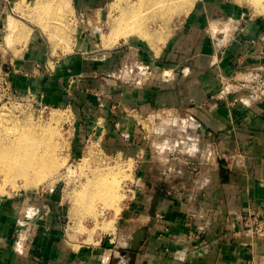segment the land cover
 <instances>
[{"label": "crops", "instance_id": "1", "mask_svg": "<svg viewBox=\"0 0 264 264\" xmlns=\"http://www.w3.org/2000/svg\"><path fill=\"white\" fill-rule=\"evenodd\" d=\"M70 1L77 19L94 20L107 2ZM214 1L200 2L164 50L146 58L154 76L142 87L102 88L101 77L116 69L121 53L101 57L83 43L44 60L32 39L11 58L15 87L42 92L61 107L71 109L72 101L73 111H81L75 144H82L86 124L99 141L116 146L124 133L131 147L124 152L137 158V168L125 212L131 221L117 246L101 239L70 248L56 207L0 196V264H129L135 234L142 242L136 264H264V241L251 231L253 218L264 216V97L247 83L264 84V27L250 24L239 42L219 50L208 32ZM39 62L50 69L42 72ZM87 94L97 96L95 103L103 96V104H91ZM37 213L47 217L36 219Z\"/></svg>", "mask_w": 264, "mask_h": 264}, {"label": "rangeland", "instance_id": "2", "mask_svg": "<svg viewBox=\"0 0 264 264\" xmlns=\"http://www.w3.org/2000/svg\"><path fill=\"white\" fill-rule=\"evenodd\" d=\"M39 1L0 0V127L5 122L7 123V121H4L3 116L9 115L19 119L27 116L37 124L56 127L55 130L60 135L59 140L61 139L60 147L58 146L56 151L59 154L58 156L61 155L59 161L63 165L60 166L59 164L61 168H58L59 170L57 169L56 173L54 172L48 178H43L45 180H40L41 182L36 183L38 185L34 186H29L28 182H25L27 181L25 178L18 177L14 179L13 183H9L0 172V196L10 198L20 195L25 201V206L31 205L38 208L43 205L51 206L52 211L56 207L62 224L63 237L70 248L76 249L84 244H97L101 239L104 245L117 246L116 238L119 231L127 226L125 223L131 221V215L129 216L125 212L129 214L127 207L133 200L132 196L136 185L137 158H133V155L124 152L127 147L131 148L129 146L130 141L124 140L126 138L125 134L119 131V136L123 139L124 144L117 140L118 143L116 144L118 145L116 146L111 140H104L103 137L99 141L89 131L91 130L88 129L90 125L87 127L86 124L84 134L79 139L80 144H82L80 146L75 144L78 141L75 119L79 117L81 111L77 113L73 111L74 104L72 101L70 103L71 109L70 107H61L58 104L46 101L42 92H33L30 88L23 91L15 87L8 76L13 70L11 58L21 56L27 42L32 39L40 43L44 60L47 58L58 60L65 57L72 52H76L77 49L74 48V44L77 46L83 43L94 48L96 54L99 53L101 57L110 51L121 53V60L116 69L110 73L108 72L109 75L101 77L104 78L101 80L102 88L107 90L106 87L111 85H124L132 88L142 87L154 76L150 66L144 63L146 58H151L150 56L153 54H160L167 43L174 38V35H177L179 31L177 27L183 21L188 20L193 11L198 8L197 5L205 0H183L184 7L166 20H162L156 15V9H153L156 6H151V3L149 4L145 0H107L106 4L102 6V15L97 20L85 17L77 19L75 15L76 8L70 0H49V2L57 1L60 4V9L63 8L62 11L60 10L61 18L56 20L49 15L38 16V13L34 11V5ZM214 2L217 5H214L213 12H211L213 16L209 19L208 32H211L210 35H212H209L211 45L219 50L235 45L237 41L239 42L242 32L246 33V30L250 28V24L258 22L264 27V0H215ZM65 6L68 8H65ZM186 6L190 7L187 8ZM131 7L134 13H137L135 16L130 15L131 17L127 15V19L132 20L128 21L126 19L129 23L136 24L135 19L136 21L138 19L137 24L143 23V27L150 35L155 34L164 37L169 32L163 45L156 42H154L155 44L153 42L148 43L135 33L129 35L127 39H125V36L122 37L123 35H118L119 38L117 34L111 35L113 34L114 19H120ZM119 15L121 16L119 17ZM144 16L147 18L146 21L143 18ZM138 17L142 18L139 19ZM212 22L216 23V27H212ZM22 27L30 33V36L24 41L20 38ZM39 66L44 73L47 69H50L42 62H39ZM141 67H144V69L141 70ZM164 75H167V73ZM102 97L100 96V100H96V103L95 98L97 96L88 95L87 99L91 104L95 103L98 106L103 104ZM92 116V113L86 115L89 118ZM163 116H166V113H163ZM146 124L144 123V126L150 130V127ZM118 125L120 127V124ZM142 137L147 140L145 134ZM94 142L97 143L95 156L93 159H87V153H85L87 147ZM74 145L79 147V150H76ZM105 165L111 167V170H109L112 172V176L119 177L117 181L122 187L121 191L124 198L119 202L117 210L116 208L107 209L101 213L99 212L95 218L81 215V207L77 209L75 204V193L81 188V184L87 180V177L91 176V169ZM67 168L71 171V174L69 171L67 173ZM121 177L123 180L120 182ZM132 213L133 217H137L138 212ZM40 216L42 218L47 217L45 214L41 215V213H37L35 217H32L39 219ZM119 218L122 219L119 221ZM253 220L257 226L251 228L252 237L264 241V235L262 234L264 233V216L257 215ZM109 239H112L113 242L110 243ZM127 250L131 256L129 264H136V254L140 251V247L138 250L132 251L131 246H129Z\"/></svg>", "mask_w": 264, "mask_h": 264}, {"label": "bare ground", "instance_id": "3", "mask_svg": "<svg viewBox=\"0 0 264 264\" xmlns=\"http://www.w3.org/2000/svg\"><path fill=\"white\" fill-rule=\"evenodd\" d=\"M145 1H148L149 4L151 3V6H156L153 9H156V15H158L162 20H166L167 18L169 19L172 14L179 12L185 4L182 2L183 0ZM186 7L188 8L190 6ZM65 8L68 7L65 6ZM62 9H60V4L57 1L49 2V0H40L34 5V11L38 13V16L49 15L51 16V18L53 17L56 20L58 18H61L60 10L62 11ZM136 13H134L133 8L131 7V9L129 8V11L125 13V17L123 15H119V17L121 16L120 19H114V23L112 26L113 34L111 35H123L122 37L125 36V39H127L129 35L135 33L138 34L141 39L145 40L148 43L156 42L157 44L161 43V45H163L167 36L169 35V32L167 36L164 37L159 35L157 36L155 34L150 35L143 27V23L140 22L139 24H137L138 19L137 21L135 19V23L137 22L136 24L129 23L128 21L131 19H127L128 16H135ZM143 18L146 21L147 18H145V16ZM20 34V38L24 41L29 37L30 33L23 29L21 30ZM3 119H5L4 121H7V123L5 122V124H2V127H0V172L7 182L13 183V181H15L14 179L18 177L23 179L25 178L27 180L25 182H28L29 186L38 185L36 183L45 180L43 178H48V176L50 177L51 174H53L54 172L56 173L59 170L58 168H61L59 167V164L60 166L63 165L59 161L61 155L58 156L59 154L56 151L57 147H60L61 139L59 140L60 135L55 130L56 127L53 128L49 125L37 124L27 116L19 119L17 117H14L13 115H9L6 117L3 116ZM96 144L97 143L95 142L90 143V145L87 147V151L85 152L87 153V159L94 158L96 153L95 149L97 147ZM110 168L111 167H109V165H105L91 169V176L87 177V180L83 184H81V188L76 191L74 198L75 204L77 206V209L78 207H81V215L91 216L95 218L99 212L101 213L110 208H116V210L119 208L118 204L122 200V198H124L121 191L122 187L120 186V184H118L119 181H117V178L119 177L112 176ZM68 171L71 174V171L69 169L67 170V173H69ZM122 180L123 178L120 180V182Z\"/></svg>", "mask_w": 264, "mask_h": 264}, {"label": "built area", "instance_id": "4", "mask_svg": "<svg viewBox=\"0 0 264 264\" xmlns=\"http://www.w3.org/2000/svg\"><path fill=\"white\" fill-rule=\"evenodd\" d=\"M144 69V67H141V70H143ZM248 78V77H247ZM254 79V80H253ZM253 79H247V83L248 84H252V89L254 90V92H257V93H259V96L260 97H264V84H261V83H257V82H255V81H257V80H255V78H253ZM255 226H257V224L254 222L253 223V228L255 227ZM251 227V228H252ZM257 233H258V231H257ZM263 235H264V233H262ZM261 234V235H262Z\"/></svg>", "mask_w": 264, "mask_h": 264}, {"label": "water", "instance_id": "5", "mask_svg": "<svg viewBox=\"0 0 264 264\" xmlns=\"http://www.w3.org/2000/svg\"><path fill=\"white\" fill-rule=\"evenodd\" d=\"M133 238H134V240L132 242L131 250L136 251V250H138V248L140 247L142 242H141V238H140L139 234H135Z\"/></svg>", "mask_w": 264, "mask_h": 264}]
</instances>
